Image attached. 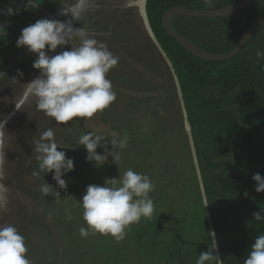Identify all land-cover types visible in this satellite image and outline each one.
Listing matches in <instances>:
<instances>
[{
	"label": "trees",
	"instance_id": "trees-1",
	"mask_svg": "<svg viewBox=\"0 0 264 264\" xmlns=\"http://www.w3.org/2000/svg\"><path fill=\"white\" fill-rule=\"evenodd\" d=\"M137 1L130 4L137 6ZM238 1L211 0L210 5H205L204 0L145 1L148 25L171 65L181 98H178L174 77L166 62L154 45L145 43L155 61L149 63L150 71L144 73L155 88L152 91L130 89L126 79L119 76L115 89L120 86L122 91H115L116 100L103 112L94 115L99 127L96 130L127 134L126 149L113 148L115 152L122 153L121 158L113 161L108 157L104 168L95 173V162L86 161L85 149H79L78 153L67 148L58 149L74 159V170L62 177L67 187L60 189L51 173L35 176L42 182L41 185L47 183L52 188L47 195L40 190L37 192L40 197L37 203L43 204L39 207L46 204L44 196L53 198L58 192L63 198L67 196V199L61 200L67 202L70 213L66 218L57 215L50 219L55 232L34 227L39 235L32 237L25 233L24 227L20 229L28 247L26 257L32 264H195L197 256L208 250L207 232L211 230L216 233L218 255L223 264H244L256 236L264 233V223L254 221L252 217L253 212L264 213V192L257 193L252 180L255 173L264 176V70L254 63L255 50H264V27L254 33L232 58L209 62L183 49L164 31L161 21L164 13L172 8L209 11ZM260 19H264V0H256L238 12L219 18L176 16L169 19L168 25L204 52L225 55ZM99 29L94 30L99 32ZM96 32L92 34L99 35L98 41L105 43L119 57L114 73L124 74L123 62H130L134 57L123 50L122 39L134 45L135 41L129 38L127 32L123 36ZM113 42L116 46L122 45L121 53ZM3 45L4 42L0 41V57L6 47ZM125 56L130 57L129 60ZM135 61L131 63L137 64L138 61ZM260 63L264 64V60ZM20 65L18 60L10 76L20 69ZM165 96L168 98L163 106L168 109L171 102H176L183 118V129L185 120L189 125L210 224L188 134L183 133L185 130L181 127L177 129L173 126L175 121L164 122L166 127L157 123L155 129H151L149 122L142 119L140 108H154L149 101L157 104ZM111 108L116 113L112 120H108L106 113ZM64 125L72 126L71 122ZM88 131L91 130L83 132ZM84 133L81 132V135ZM111 139L108 136L104 140L108 147H112L109 143ZM173 144L180 147L178 155L176 148H172ZM134 151L139 157L133 156ZM129 168L148 175L156 186L149 194L154 201L152 217L142 218L140 223L130 225L120 241L110 235L82 237L79 228L87 226L79 201L86 186L103 184L105 179L122 176ZM37 170L38 162L35 160L29 172ZM75 204L78 207L71 209ZM50 214L48 211L46 217ZM42 236L47 243L40 242Z\"/></svg>",
	"mask_w": 264,
	"mask_h": 264
},
{
	"label": "clouds",
	"instance_id": "clouds-1",
	"mask_svg": "<svg viewBox=\"0 0 264 264\" xmlns=\"http://www.w3.org/2000/svg\"><path fill=\"white\" fill-rule=\"evenodd\" d=\"M29 3L32 6V0ZM204 4L210 5L211 0H204ZM83 10L82 0H76L72 8L61 9L60 14L72 15L74 19H78ZM9 14H12L11 9ZM73 37L80 39L78 46L49 55L58 46L63 49ZM16 47H25L35 55L32 67L39 71L26 84L24 98L20 103L35 98L36 108L52 118L54 123L68 124L76 118H92L116 100V92L107 74L118 64L119 57L105 43L90 37L85 28L74 29L68 20L41 18L21 30ZM262 60L264 50L257 48L254 63L264 70V64L260 63ZM16 72L17 76H23L20 69ZM19 106L16 105V108ZM5 123L6 119L0 120V138L3 136ZM108 136L112 137L109 141L112 148L126 149V133L121 135L116 131L107 133L91 130L82 134L77 141L86 151V161H94L95 166L100 167L108 161L109 156L113 161L121 158L120 151L97 152L98 148H108L107 144L101 143ZM34 145L38 170L33 171L32 175L51 173L56 185L65 189L67 182L62 177L74 170V159L67 157L64 151H58L60 147L55 140L53 128L44 130L39 139L34 141ZM252 180L256 185L254 190L257 193L264 192V176L255 173ZM155 187L148 175L131 168L122 176L105 179L103 184H89L79 201L83 210L82 218L87 226L79 228L80 235L87 238L100 234L110 235L116 241L124 239L130 225L140 223L142 218L152 217L154 201L149 194ZM51 189L47 183L39 186L44 195L49 194ZM7 192V187L0 184V209L6 208ZM55 194L59 197L58 192ZM252 217L254 221L264 223V213L253 212ZM207 238L208 250L197 256L195 264H223L220 256L214 254L218 249L215 231L207 232ZM27 252L25 237L18 229L11 224L0 225V264H32L26 257ZM244 264H264V233L256 236Z\"/></svg>",
	"mask_w": 264,
	"mask_h": 264
},
{
	"label": "rangeland",
	"instance_id": "rangeland-1",
	"mask_svg": "<svg viewBox=\"0 0 264 264\" xmlns=\"http://www.w3.org/2000/svg\"><path fill=\"white\" fill-rule=\"evenodd\" d=\"M65 1L71 5L76 2V0H72V2L71 0ZM131 1L132 0H88L85 4V9L80 13L81 17L76 19L77 22L74 26L76 28H85L88 35L95 39H97V36L99 35L92 34L93 32H96L94 29L97 30L100 28L98 31L104 35L105 32H109L123 36L127 32L129 38L132 41H135V45L127 43L122 39L124 41L123 50L129 52L134 58H132L130 62H123V66L125 67L123 68L124 74L119 72V75H116L113 68L107 74V78L112 82L113 88L117 92L120 90L122 91L120 86L119 89H115L119 76H123L126 79V85L130 89L141 88V90L149 89L152 91L155 87L150 81L149 76L144 73V71H150L149 63H154L155 61L154 56L145 44L147 42L152 44V42L147 36L145 26H143L140 19L136 17V10L131 8ZM32 2L35 3L32 10L20 12L24 14L23 16L20 14V22H15V24L11 23V26L0 27L3 28L0 29V41L4 42L2 47L6 46L5 49L1 51L2 56L0 57V106H4L6 100H8L3 107V112H6V108L11 103L15 101V104L20 99L19 95L22 94L26 84L38 71L32 67L33 61L36 58L35 55L29 53L25 47H16V40L19 36L16 35L17 38H15L13 35L15 32L20 35L21 30L24 27L35 23L41 18L48 19L44 12H49L51 9L54 10L60 6L59 0H32ZM51 2L54 5H50ZM79 43L80 39L78 37H73L68 45L64 46L63 49L59 47L53 55L58 54L62 50H69L72 46L76 44L79 45ZM9 45H12V47H9ZM113 46H116L114 42ZM116 47L121 53L122 45ZM114 50L118 51L116 48H114ZM125 57L127 60L130 58L128 56ZM18 60L21 64L20 70L23 72V76H17L16 70L13 76H10L13 71L12 68L16 66ZM134 60L138 61L135 65L134 63H131L134 62ZM145 68H147V70ZM138 70H142L143 72ZM164 84L165 83L160 85L161 88L164 87ZM122 85L124 88H127L123 82ZM171 95L173 96V94ZM149 96L150 99L153 98L151 94ZM13 98L16 99L11 100ZM167 98L168 96L163 97L162 101L160 100L157 104L149 101V105L154 108H140L142 119L149 122L151 129H155L154 127L157 123L161 126H165L164 122L172 123L175 121L172 125L177 129L181 127L182 130L183 118L181 119L180 117L175 99V103L171 102L170 108L166 109V106H163L165 105ZM32 99L33 98H30L20 105V108L24 109L23 112L27 114L25 119L18 124L20 132L16 130V125L8 124V126H5L4 128V133L1 138V158L3 159L5 148L8 144L13 155L9 157L8 163H6V159L2 160L3 164L0 161V184L7 187L8 192L6 195H11L7 197L6 208L0 212V225L11 224L18 229L19 233L20 229L24 227L27 231L25 233H27L28 236L36 237L39 233L36 232L34 227H40L42 230L47 229L55 232L56 228L51 224L53 217H57L58 215L59 218H66L70 212L67 209V202L61 200L67 199V196L65 195L63 198L61 193L59 197L54 195L53 198H45L44 196L43 200L45 199L44 203L46 204L42 208L39 207L43 206V204L41 205V203H37V198H40L39 195H37V192L39 191V186L42 182L38 181L36 177L29 172L33 168L36 160L35 152H33L35 147L34 141L39 139L40 134L44 130L52 127L55 133V140L58 147H60L58 149L67 148V150L78 153L79 149L84 150V147L77 144L81 132L84 133V130H96L99 127L96 126L98 120L94 116L92 118H83V120L76 118L73 121H70L72 126L69 127L64 124L54 123L52 118L45 116L43 112L36 108ZM117 105H119L118 107H122L121 104ZM115 113V109L111 108L106 113V118L112 120V117H115ZM15 117L17 118V116ZM1 119L2 117H0V120ZM10 121H12V119H10ZM183 133H185V131ZM14 135L16 136L17 141L14 139ZM106 143L107 141H102V144ZM172 148H176V154L178 155L180 147L177 144H173ZM99 151L115 152L112 147H108L107 149L98 148L97 152ZM133 156L139 157L138 152L134 151ZM109 158L112 159L111 156H109ZM103 168L104 165L100 167L95 166V173H98ZM66 192L68 191L66 190ZM77 207L78 206L75 204L71 209ZM79 209L81 210L80 207ZM48 211L52 213L47 216L49 219L46 217ZM44 240L45 239H43L42 236L40 242H48Z\"/></svg>",
	"mask_w": 264,
	"mask_h": 264
},
{
	"label": "water",
	"instance_id": "water-1",
	"mask_svg": "<svg viewBox=\"0 0 264 264\" xmlns=\"http://www.w3.org/2000/svg\"><path fill=\"white\" fill-rule=\"evenodd\" d=\"M82 0V4H83ZM145 1L143 0V12L142 14H139L142 21H143V25L145 26V30L146 33L149 37V39L151 40V42L153 43V45L156 47V49L158 50V52L160 53L161 57L164 59V61L167 64V67L169 68L170 72L173 74V70L171 69V65L169 64V61L167 60L165 54L162 52L161 48L159 47L158 43L156 42L150 27L148 25L147 22V18H146V14H145ZM256 0H240L230 6L221 8V9H217V10H209V11H201V10H191V9H186V8H172L170 10H167L164 15L162 16V27L164 29V31L172 38L174 39L183 49H185L188 53L192 54L193 56L205 60V61H209V62H219V61H226L230 58H232L234 55H236L240 49L246 44V42L248 41V39L254 34L256 33L258 30H260L261 28L264 27V19H260L257 20L256 22H254L243 34V36L241 37V39L238 41V43L235 45V47L228 52L225 55H217V54H210L207 52H204L203 50L199 49L198 47H196L194 44H192L190 41H188L187 39H185L183 36L179 35L178 33L174 32L168 25V21L169 19L176 17V16H188V17H193V18H200V19H212V18H219V17H224L230 14H233L235 12H238L244 8H246L247 6H249L250 4H252L253 2H255ZM75 11H79V9H75ZM73 24V22H71V25ZM73 27V25H72ZM59 47V46H58ZM57 47V49H58ZM51 55V53H49ZM39 74V71L36 72L35 75L32 76V78L29 80V82L35 78L37 75ZM174 77V82H175V87L177 90V95L178 98H181V94H180V90H179V86L177 83V80L173 74ZM26 87L24 88V90L22 91V94L20 95V102L21 100L24 98L23 97V93L25 91ZM181 101V99H180ZM19 105V103L17 104ZM21 105V103H20ZM16 108V106H15ZM14 110H12L11 112L8 113V115L5 117L6 119V123L9 120L10 117H12L14 115ZM183 117L185 119V111H182ZM4 119V120H5ZM184 130L185 132L188 134L189 137V143H190V148H191V152H192V156H193V161L196 167V174L198 177V181H199V186H200V191H201V195L203 198V203H204V207H205V211H206V215H207V219L208 222L210 224V220H209V216H208V212L206 209V204H205V199H204V195H203V190H202V185H201V181H200V177H199V172L197 169V164H196V159H195V155H194V151H193V146H192V142L190 139V134H189V125L185 120V126H184ZM3 133H4V129H3ZM1 140V138H0ZM211 229V227H210ZM214 254H218V250L216 253Z\"/></svg>",
	"mask_w": 264,
	"mask_h": 264
},
{
	"label": "flooded vegetation",
	"instance_id": "flooded-vegetation-1",
	"mask_svg": "<svg viewBox=\"0 0 264 264\" xmlns=\"http://www.w3.org/2000/svg\"><path fill=\"white\" fill-rule=\"evenodd\" d=\"M87 1L88 0H84L83 1L84 9H85V4L87 3ZM132 1L133 2H136V0H132ZM71 2H72V0H71ZM34 5H35V3L32 2V6H30L29 0H0V23H1V26L0 27L11 26V23L15 24V22H20V14L22 16L24 15V14H22L20 12L27 11V10H32L34 8ZM50 5H54V4H52V2H51ZM59 5L60 6L58 8H56L54 10L51 9L49 12H44V14L48 17V19H54V20H60V21L68 20L70 22H73L72 25L74 26L77 21H76V19L73 18L72 15L65 16V15L60 14V10L61 9L68 10V9L72 8V5L70 3H68L67 1H65V0H59ZM131 8H134L136 10V12H135L136 13V17H138L140 19V21L142 22V24H143V21H142L140 15L137 12L138 11L137 6L134 5V4H131ZM9 9L12 10V14H9ZM79 17H81V15ZM24 20L27 21L26 19H24ZM73 28L76 29L75 26ZM14 35L15 36L16 35L19 36V34L17 32H15ZM17 36H16V38H17ZM54 52H52L51 55H53ZM19 97H20V95H19ZM15 99L13 98L11 100H15ZM32 100L34 102V105H36L35 98H33ZM7 101L8 100H6V103H7ZM14 102L11 103L6 108V112H3L2 111L3 110V107L6 105V103H5L4 106H2V105L0 106V117H2L1 120H4L5 117L8 115V113L11 112L12 110H14L15 106L18 103L20 105V99L15 104H14ZM23 111H24V109L20 108V106H19V108H15L14 115L9 118V120L7 121V124L5 126H8V124L9 125H11V124L16 125L17 126V129L16 130L18 132H20V129L18 128V124H20V122H22L25 119V117L27 116V114L24 113ZM15 116H17V118ZM10 119H12V121H10ZM14 139L17 141V138H16L15 135H14ZM1 150H2V147H1ZM12 155H13V152H11L10 146L8 144L6 146V148H5V154L3 156V159H6V163H8L9 157L12 156ZM3 159L0 156V161H1L2 164H3V162H2ZM8 196H11V195H8ZM2 210L3 209H0V212H2Z\"/></svg>",
	"mask_w": 264,
	"mask_h": 264
},
{
	"label": "bare ground",
	"instance_id": "bare-ground-1",
	"mask_svg": "<svg viewBox=\"0 0 264 264\" xmlns=\"http://www.w3.org/2000/svg\"><path fill=\"white\" fill-rule=\"evenodd\" d=\"M137 7H138V14H142V12H143V0L137 1Z\"/></svg>",
	"mask_w": 264,
	"mask_h": 264
}]
</instances>
